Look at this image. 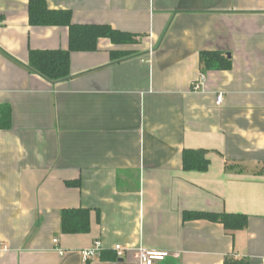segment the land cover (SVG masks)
Returning <instances> with one entry per match:
<instances>
[{
  "label": "crops",
  "instance_id": "crops-1",
  "mask_svg": "<svg viewBox=\"0 0 264 264\" xmlns=\"http://www.w3.org/2000/svg\"><path fill=\"white\" fill-rule=\"evenodd\" d=\"M30 2L0 0V107L12 113L0 130V264H84L97 241L105 257L89 264H140L142 249L169 254L156 264H264V0H45L76 26L136 41L71 53L62 82L29 61L68 52L69 29L32 26ZM204 52L232 68L205 69ZM186 150L206 151L209 170L185 172ZM78 209L91 211L90 233L64 235L62 213Z\"/></svg>",
  "mask_w": 264,
  "mask_h": 264
},
{
  "label": "trees",
  "instance_id": "trees-1",
  "mask_svg": "<svg viewBox=\"0 0 264 264\" xmlns=\"http://www.w3.org/2000/svg\"><path fill=\"white\" fill-rule=\"evenodd\" d=\"M30 24L34 27H66L70 33V48L68 52H32L29 67L36 74L50 82L68 80L70 75V55L74 52H95L100 39H107L116 46L135 45L131 35L115 31L108 26H76L73 24L72 13L50 11L45 0H31L29 7ZM134 54H123L120 58H128ZM115 57V55H114ZM202 65L207 70L229 71L232 62L220 53L204 52L201 54ZM12 113L8 107H0V130L11 128ZM206 151L186 150L183 153V169L185 172L206 173L210 162L206 159ZM68 183V186H74ZM209 221L221 224L228 232L247 229L248 217L242 215H216L206 213H186L185 222ZM61 229L64 235H86L91 231V211L65 210L62 213ZM105 254L102 255V258ZM225 264H248L233 258Z\"/></svg>",
  "mask_w": 264,
  "mask_h": 264
},
{
  "label": "built area",
  "instance_id": "built-area-1",
  "mask_svg": "<svg viewBox=\"0 0 264 264\" xmlns=\"http://www.w3.org/2000/svg\"><path fill=\"white\" fill-rule=\"evenodd\" d=\"M207 83V78L204 74H200L198 80H196L192 84V92L193 93H202L204 91V88ZM224 103V97L223 95H218L216 99V104L218 107H221ZM58 241H54V244H58ZM60 254H63L62 250H58ZM114 252L116 253V256L118 259H121L124 257L126 253V249L122 246H116L114 248ZM103 254V246L102 243L97 241L94 243L93 247L87 251H84L83 256V262L84 264H89L94 260L101 259ZM169 256L168 253H155L151 251L146 250H139L138 251V259L140 261V264H156V262H161L165 260Z\"/></svg>",
  "mask_w": 264,
  "mask_h": 264
}]
</instances>
